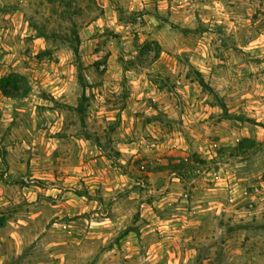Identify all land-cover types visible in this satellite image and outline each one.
<instances>
[{
    "label": "rangeland",
    "instance_id": "374dc122",
    "mask_svg": "<svg viewBox=\"0 0 264 264\" xmlns=\"http://www.w3.org/2000/svg\"><path fill=\"white\" fill-rule=\"evenodd\" d=\"M9 80L0 264H264V0H0Z\"/></svg>",
    "mask_w": 264,
    "mask_h": 264
},
{
    "label": "trees",
    "instance_id": "16d2710c",
    "mask_svg": "<svg viewBox=\"0 0 264 264\" xmlns=\"http://www.w3.org/2000/svg\"><path fill=\"white\" fill-rule=\"evenodd\" d=\"M79 37L78 35L76 36V41L79 42ZM74 53L76 56H79V48L78 46L74 47ZM203 84V80L200 81ZM9 85H0V91L3 93L4 96L6 97H13V98H21L26 96L28 93V89H24L20 85H18L14 80H9L6 81ZM245 142H247V139L242 141L238 147H243L245 146Z\"/></svg>",
    "mask_w": 264,
    "mask_h": 264
}]
</instances>
